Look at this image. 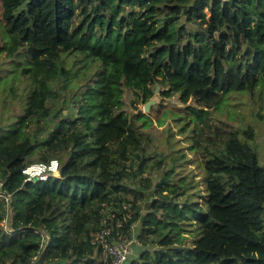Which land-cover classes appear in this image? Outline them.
Instances as JSON below:
<instances>
[{"label": "trees", "instance_id": "obj_1", "mask_svg": "<svg viewBox=\"0 0 264 264\" xmlns=\"http://www.w3.org/2000/svg\"><path fill=\"white\" fill-rule=\"evenodd\" d=\"M0 41V264L88 262L105 225L126 234L137 219L142 253L126 264H264L256 131L213 121L227 94L264 89V0H0ZM157 85L185 105L170 113L202 186L173 180L176 157L157 184L135 179L155 123L124 93L146 103ZM52 158L57 174L26 179Z\"/></svg>", "mask_w": 264, "mask_h": 264}, {"label": "rangeland", "instance_id": "obj_2", "mask_svg": "<svg viewBox=\"0 0 264 264\" xmlns=\"http://www.w3.org/2000/svg\"><path fill=\"white\" fill-rule=\"evenodd\" d=\"M2 41H0L1 44ZM159 90L156 91L154 88V96L157 101L151 104L150 110L147 112L151 114L154 119L155 126L150 129L154 135L155 139L151 143L152 145L148 148L147 156L150 159L147 160L145 171L143 174H139L135 179L144 184H157L166 176L168 168L173 164L174 158L176 157V169L180 170L174 175V179H178L179 176L184 177L185 181H194L197 186H202L203 181V171L199 164L198 154L189 149V141L186 139V133L178 132L179 126L173 120L175 114L172 115L171 111L177 112L178 107L185 106L181 103L178 94L173 96H165L162 94L161 86L159 85ZM124 110L127 111L129 115L134 114L138 110L144 112V102L135 101V93L133 90L127 88L124 93ZM192 102V100L190 101ZM72 111V109H70ZM73 112H75L73 110ZM165 117V123L163 125L157 124L156 117ZM213 121L218 123L220 121H228L236 126H248L251 124L256 135L252 141L253 146L257 149L258 155L261 161L264 162V89H257L254 93L250 92H232L227 94L223 100L218 104L213 111ZM171 126V128H169ZM178 132V134H177ZM173 133L171 140L168 139L169 134ZM179 138V141L174 145L172 142ZM172 141V142H171ZM176 146V149L174 148ZM181 147L185 152V156L181 158V161L177 159L179 157L177 148ZM169 154L167 157L166 164L159 166H152L154 159L160 157L161 153ZM140 162L139 158L135 156V165L137 166ZM181 165V166H180ZM187 186V185H185ZM190 188V186L188 185ZM190 190V189H189ZM152 196V195H151ZM151 196H148L145 200L141 202L140 213L145 215L149 211L148 204L151 200ZM185 194L180 196V199H184ZM8 224V218H6L0 227L6 229ZM140 219H137L128 229V233L123 235L127 237V240L131 241L132 255L140 257L142 252H134L133 245L136 242L138 244L139 239L137 236L140 234ZM190 235V234H189ZM135 247V246H134Z\"/></svg>", "mask_w": 264, "mask_h": 264}, {"label": "built area", "instance_id": "obj_3", "mask_svg": "<svg viewBox=\"0 0 264 264\" xmlns=\"http://www.w3.org/2000/svg\"><path fill=\"white\" fill-rule=\"evenodd\" d=\"M22 172L26 175V179H44L59 172V160L52 158L49 161H33L24 166ZM10 195L4 189V180L0 179V198L9 201ZM117 225L123 226V223L119 220ZM123 235L125 234L120 230L114 232L112 226L105 225L93 240L101 247L99 256L81 264H126L132 253V246L131 241Z\"/></svg>", "mask_w": 264, "mask_h": 264}, {"label": "water", "instance_id": "obj_4", "mask_svg": "<svg viewBox=\"0 0 264 264\" xmlns=\"http://www.w3.org/2000/svg\"><path fill=\"white\" fill-rule=\"evenodd\" d=\"M159 85L156 86V91L159 90ZM157 101V98L154 96L150 100H148L144 105V112H148L150 110L151 104H154Z\"/></svg>", "mask_w": 264, "mask_h": 264}]
</instances>
